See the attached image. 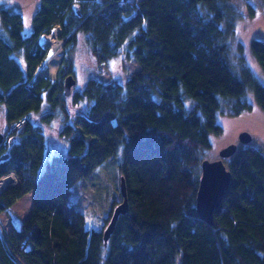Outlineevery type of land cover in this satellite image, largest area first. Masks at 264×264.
<instances>
[{
    "label": "trees",
    "instance_id": "16d2710c",
    "mask_svg": "<svg viewBox=\"0 0 264 264\" xmlns=\"http://www.w3.org/2000/svg\"><path fill=\"white\" fill-rule=\"evenodd\" d=\"M224 1L41 0L29 35L23 6H0L9 33L0 36V133L6 137L26 118L0 143V177H18L0 195V213L11 215L17 200L33 193L31 215L13 224V244L0 237V264H264L262 149L242 143L225 162L232 181L213 223L196 210L202 152L212 133L223 132L219 112L251 108L249 88L264 110V83L244 62L237 71L231 63ZM56 25L64 40L56 78L35 81L49 52L40 37ZM81 32L97 65L123 53L140 69L124 80L91 74L72 92L73 114L64 82L70 74L76 79ZM252 49L264 68V39L254 38ZM57 119L69 154L48 160L45 127ZM120 149L129 209L106 244L105 227L123 199L94 227L69 197Z\"/></svg>",
    "mask_w": 264,
    "mask_h": 264
},
{
    "label": "rangeland",
    "instance_id": "374dc122",
    "mask_svg": "<svg viewBox=\"0 0 264 264\" xmlns=\"http://www.w3.org/2000/svg\"><path fill=\"white\" fill-rule=\"evenodd\" d=\"M40 4L41 0H0V6H14L15 8H20L19 5L23 6L21 7V11L24 18L25 35H29L32 30L33 17L39 9ZM223 4L227 7L226 24L229 25V29L232 26V30L228 29V33L230 36L231 63L233 67L237 71L240 70L244 64L249 66L252 72L264 83V68L252 49V40L254 38L264 39V0H226ZM54 28L58 30L59 36L62 27L56 25ZM0 36L9 37V33L1 19V14ZM41 40L42 36L40 37L39 44L49 51V48L45 47ZM60 40L61 53L59 55L57 70L64 52V40ZM15 55L19 56L18 58H24V51H22L21 55ZM48 59L49 52L47 58L35 73V81L41 77L40 72ZM74 60L77 81L72 88V92L74 90L83 89L91 74L102 81H107L111 77H119L120 80H124L128 74L140 69L136 60L126 59L123 53L112 57L111 60L106 63L97 65L87 46L86 36L82 32L79 34V43L74 52ZM243 62L244 64L242 65ZM56 75L57 71L53 77L43 76L47 79L54 80ZM72 92L70 95H67V102L72 110L71 112L75 114L77 110H73L74 108L72 107ZM247 93V99L251 104V108L239 114H232L227 106L219 112L218 122L222 125L223 132L221 134H211L212 145L210 148L204 149L201 161L205 159L211 161L219 159L220 151L229 144L237 143L239 147H242L243 144L239 141V134L243 131H248L252 135V140L248 144L256 146L264 152V110L258 103L254 89L249 88ZM187 102L188 106H194L195 104L193 99H187ZM5 109V105L0 107V125L5 121ZM47 125L45 127L47 136V159L51 160L52 156L55 154L68 155L69 145L58 133L61 120L57 119L52 127ZM121 160L122 149L97 166L87 178L78 181L73 186L72 193L69 197V203L84 213L88 226H101L105 221V216L111 207L112 201L117 198L123 199L120 190L119 176V163ZM228 160L229 158L225 159V162ZM31 210L32 193H29L25 196V200L22 201L21 204L18 203L11 207V215L7 212L0 213V229L1 224H6L8 232L6 235L10 238V236L15 234L14 225L26 220L30 216ZM26 216L28 217L24 219ZM8 218H10L9 221ZM0 237L12 245L7 236L2 235Z\"/></svg>",
    "mask_w": 264,
    "mask_h": 264
},
{
    "label": "water",
    "instance_id": "95a60500",
    "mask_svg": "<svg viewBox=\"0 0 264 264\" xmlns=\"http://www.w3.org/2000/svg\"><path fill=\"white\" fill-rule=\"evenodd\" d=\"M76 79L72 74L68 75L64 82L65 95H70ZM3 134L0 133V143ZM252 140V135L248 131L239 134V141L247 144ZM238 149L237 143H232L220 151V158L217 160L205 159L202 161V174L197 192L196 210L198 216L211 224L214 221L215 211L222 205L227 191L232 181V172L225 164L224 159L231 157ZM120 190L123 200L113 211L109 224L104 230V239L107 244L111 234L114 232L117 221L121 214H125L129 209L127 197V186L124 176L120 178Z\"/></svg>",
    "mask_w": 264,
    "mask_h": 264
},
{
    "label": "bare ground",
    "instance_id": "6f19581e",
    "mask_svg": "<svg viewBox=\"0 0 264 264\" xmlns=\"http://www.w3.org/2000/svg\"><path fill=\"white\" fill-rule=\"evenodd\" d=\"M41 42L45 47L49 48V59L42 68L40 75L53 77L57 71V67L59 65V55L61 53V40L58 36V30L54 29L50 33L43 34ZM11 178L12 177H9V180Z\"/></svg>",
    "mask_w": 264,
    "mask_h": 264
},
{
    "label": "built area",
    "instance_id": "2783aa9c",
    "mask_svg": "<svg viewBox=\"0 0 264 264\" xmlns=\"http://www.w3.org/2000/svg\"><path fill=\"white\" fill-rule=\"evenodd\" d=\"M25 122H26V118H22L19 121H16L15 123L10 125V127L8 129V132H7V136L6 137L4 136V139H3V144L4 145L7 144L8 139H9V135L11 133H13L14 131L22 128L23 125L25 124ZM9 177H12V178L9 180ZM17 180H18V177H17L16 173H14V172H10V173L5 174L2 177H0V195L8 187V185L17 182ZM9 220H10V218H8V221ZM0 230H1L0 231V236L4 235V236H7L9 238V236L6 235L8 233L6 224H1V229ZM9 239H10L11 243L13 244L11 236H10ZM14 247H16V246H14Z\"/></svg>",
    "mask_w": 264,
    "mask_h": 264
},
{
    "label": "crops",
    "instance_id": "0c3cea01",
    "mask_svg": "<svg viewBox=\"0 0 264 264\" xmlns=\"http://www.w3.org/2000/svg\"><path fill=\"white\" fill-rule=\"evenodd\" d=\"M1 125H2V124H1ZM1 125H0V126H1ZM31 193H32V192H31ZM28 194H29V193H28ZM28 194H26L25 196H27ZM25 196H23L22 198L18 199L17 202H16L15 204H18V203L21 204V202L25 200ZM32 200H33V193H32ZM15 204H14V205H15ZM14 205H13V206H14ZM13 206H12V207H13ZM31 212H32V210H31ZM30 215H31V214H30ZM28 216H29V215H28ZM28 216H26L24 219H26ZM16 224L19 225L20 223H16Z\"/></svg>",
    "mask_w": 264,
    "mask_h": 264
}]
</instances>
